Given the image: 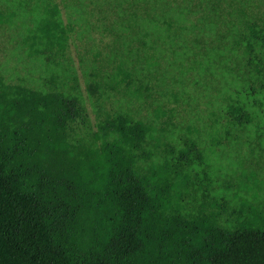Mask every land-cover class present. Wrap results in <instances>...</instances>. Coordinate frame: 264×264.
I'll return each instance as SVG.
<instances>
[{
  "label": "trees",
  "instance_id": "1",
  "mask_svg": "<svg viewBox=\"0 0 264 264\" xmlns=\"http://www.w3.org/2000/svg\"><path fill=\"white\" fill-rule=\"evenodd\" d=\"M195 15L206 47L183 36ZM12 27L46 76L0 73V264H264V197L217 196L245 182L210 156L249 126V152L264 153V0H0V31ZM89 32L111 47L84 70V98L70 42ZM166 47L238 83L209 146L155 108L165 81L148 50Z\"/></svg>",
  "mask_w": 264,
  "mask_h": 264
},
{
  "label": "rangeland",
  "instance_id": "2",
  "mask_svg": "<svg viewBox=\"0 0 264 264\" xmlns=\"http://www.w3.org/2000/svg\"><path fill=\"white\" fill-rule=\"evenodd\" d=\"M63 19L66 22L65 15ZM198 22H200L198 16H189V22L184 24L187 28L183 36L188 43L195 36L201 38L206 47L213 38V33L201 28ZM192 26L195 27L191 28ZM89 33V41L82 37L81 33L70 42V57L84 98L86 96L84 70L93 66V59L97 52L106 55L111 47H107L111 45V39L93 32ZM20 40L21 32L16 27L0 31V73L8 82L25 81L31 85H37L39 79L46 76V66L40 59L28 57L20 45ZM189 46L192 45L189 44ZM183 51L186 50L179 48L174 53L169 47H166L165 51L156 50L154 53L148 50L152 55L149 63L159 65L157 79H160L163 73L162 77L165 81L161 90L154 93L159 100L155 108L162 110L177 127L198 130L202 141L209 146L216 131L223 135L222 127L226 124L220 117V110L225 98L228 95L234 96L232 90L239 89L238 83L233 81L229 74L219 70L215 71L214 76L203 72L198 65L202 61L201 55L192 57L190 54L189 59L184 61ZM194 51L197 52V49ZM86 104L93 118L91 105L87 100ZM255 112L260 117L261 125L264 126V106L262 109L255 108ZM247 130L240 134L241 140L238 144L224 143L214 148V152L210 154L213 168L217 170L221 178H227L228 175L245 182V186L239 189L217 188V196H223L232 202L239 198L247 202L254 200L256 202L262 201L264 197V153L259 148H255L253 153L249 152L245 142L254 140V127L249 126ZM180 133L182 132L178 129L173 130V138ZM261 141L263 146L264 138Z\"/></svg>",
  "mask_w": 264,
  "mask_h": 264
}]
</instances>
